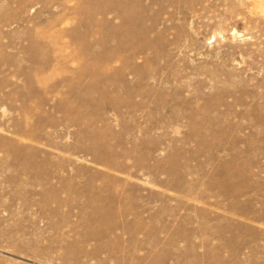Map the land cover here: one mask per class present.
<instances>
[{
  "label": "rangeland",
  "instance_id": "rangeland-1",
  "mask_svg": "<svg viewBox=\"0 0 264 264\" xmlns=\"http://www.w3.org/2000/svg\"><path fill=\"white\" fill-rule=\"evenodd\" d=\"M262 6L0 0V264H264Z\"/></svg>",
  "mask_w": 264,
  "mask_h": 264
},
{
  "label": "bare ground",
  "instance_id": "bare-ground-1",
  "mask_svg": "<svg viewBox=\"0 0 264 264\" xmlns=\"http://www.w3.org/2000/svg\"><path fill=\"white\" fill-rule=\"evenodd\" d=\"M260 1H261V3H262V4H263V6H264V0H260ZM263 6H262V7H263ZM235 32H236V30H235Z\"/></svg>",
  "mask_w": 264,
  "mask_h": 264
}]
</instances>
